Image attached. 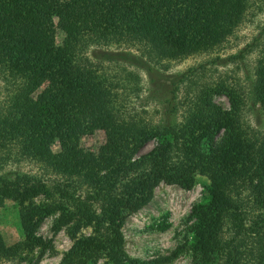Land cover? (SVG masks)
Here are the masks:
<instances>
[{
  "label": "trees",
  "instance_id": "1",
  "mask_svg": "<svg viewBox=\"0 0 264 264\" xmlns=\"http://www.w3.org/2000/svg\"><path fill=\"white\" fill-rule=\"evenodd\" d=\"M248 2L0 0V78L14 87L0 110V207L6 201L18 207L23 236L7 246L0 235V264H17L35 248L38 261L50 246L35 233L55 214L53 229L65 227L72 240L58 264L165 262L128 257L120 228L160 182L189 190L196 175L207 180L208 200L188 215L190 264H264V129L253 131L242 116L244 107L264 113V44L245 89L200 82L197 66L168 76L157 94L167 70L161 63L222 44ZM259 37L227 63L243 62ZM108 44L139 51L121 60L150 78L151 97L162 106L157 123L125 118L116 105L118 83L133 84L138 74L121 69L112 81L83 58L89 45ZM217 95L227 98L228 109L213 101ZM96 130L105 133L104 144L77 148ZM21 162L36 173L3 171Z\"/></svg>",
  "mask_w": 264,
  "mask_h": 264
},
{
  "label": "rangeland",
  "instance_id": "2",
  "mask_svg": "<svg viewBox=\"0 0 264 264\" xmlns=\"http://www.w3.org/2000/svg\"><path fill=\"white\" fill-rule=\"evenodd\" d=\"M49 22L53 24L55 40L59 44L62 34L54 26L56 20L51 18ZM257 36H260L258 46L243 62L227 63L230 56L235 55ZM263 44L264 0H249L241 22L222 44L203 53L194 54L177 61L161 63V68H159L162 69V66H165L167 70L165 71L166 74L161 76L157 94H161L160 92L167 87L169 77L181 73L187 68L197 66L199 69L196 76L200 82L224 81L245 89ZM129 53L132 56L140 54L139 51L128 46L108 44L89 45L83 50L82 56L83 58L86 57L91 65L98 67L101 72L103 70L104 74L112 81L115 80L117 74H120L121 69L138 74L139 79L133 84L124 82L123 79H121L122 82H117L119 87L116 90V105L125 118L129 117L155 124L162 112V106L159 101L151 97V92L154 89L150 78L139 68L121 60L124 54ZM110 56L112 57L110 61L104 59ZM13 88L12 84L0 78V110L5 108ZM44 89L45 86H41L35 95H39ZM213 101L222 109L229 107V102L223 95L214 96ZM253 112L251 108L244 107L242 109L243 121L253 131L263 130L264 113L257 115ZM105 141V133L102 130H96L91 134L81 136L77 142V148L84 151H95ZM154 144L155 140L148 142L142 148L141 153L149 150ZM51 150L53 152L58 151L56 143L51 146ZM3 171L11 174L12 172L35 174L36 168L26 162L8 163L3 167ZM206 184L207 180L198 175L195 176L194 184L189 190L160 182L153 189L148 203L128 216L120 228L122 248L125 254L133 259L151 262L163 258L167 260L153 264H190L189 238L186 236V226L189 223L188 215L193 205L207 202ZM56 218V214L47 216L42 220L35 233L43 241H49V249L38 256V261L33 262L34 256H37L39 252L35 248L31 253L33 255L26 257L27 259L25 258L17 264H58L60 262L63 254L70 248L72 240L65 227L53 229ZM0 235L7 246L22 240L23 237L19 226L18 207L9 201L0 207ZM32 256L33 259H31ZM1 264L12 263L3 262ZM98 264H102V261Z\"/></svg>",
  "mask_w": 264,
  "mask_h": 264
}]
</instances>
